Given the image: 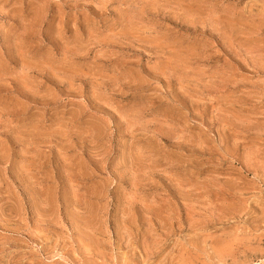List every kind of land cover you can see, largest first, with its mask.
Masks as SVG:
<instances>
[{"label": "rangeland", "instance_id": "1", "mask_svg": "<svg viewBox=\"0 0 264 264\" xmlns=\"http://www.w3.org/2000/svg\"><path fill=\"white\" fill-rule=\"evenodd\" d=\"M0 264H264V0H0Z\"/></svg>", "mask_w": 264, "mask_h": 264}]
</instances>
